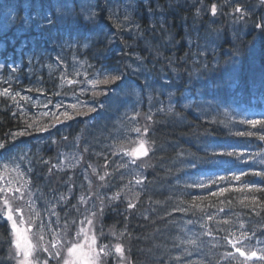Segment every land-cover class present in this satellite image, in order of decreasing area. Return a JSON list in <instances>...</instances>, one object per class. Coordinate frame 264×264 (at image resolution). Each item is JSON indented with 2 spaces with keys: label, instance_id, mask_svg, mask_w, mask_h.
<instances>
[{
  "label": "snow or ice",
  "instance_id": "snow-or-ice-1",
  "mask_svg": "<svg viewBox=\"0 0 264 264\" xmlns=\"http://www.w3.org/2000/svg\"><path fill=\"white\" fill-rule=\"evenodd\" d=\"M117 3L119 0H20L19 3L13 4L12 0H0V11L14 9L15 13L10 17L5 15L0 18V36L8 37V32L15 28L12 33L14 38H9V43L14 48L17 44L19 45L16 48L19 60L15 57L0 58V97L5 98V104L11 102L14 105V110L10 108L11 115L24 125L17 131L6 134V139L0 140V150H2L0 151V170L5 175L16 173L22 180L21 182V180L9 179L0 182V221L7 224L9 231L7 264H50V261H54L55 264H133L130 258V249L122 241L124 233H117L113 228L109 229L108 234H105L103 227H100L97 232L95 222L102 219L105 207H110L116 201H120L121 194L125 189L132 191L136 197V199H131L125 195L124 199L127 204L125 213L136 208L146 179L142 172L144 165L143 163L138 164L137 161L142 157H147L152 150L147 139L151 124L144 125L143 130L139 126L130 129L140 137L138 146L125 148L121 144L118 152H112L113 156L120 157V160L114 163V171L128 170L127 173L120 172L119 178L123 180L126 174L133 177L119 191L114 192L111 196L99 194L98 191L92 193L90 191L92 181L88 179L89 169L91 174L101 182L97 186L98 190L111 186L112 173L105 170L103 174H100L97 168L90 164L84 169L89 192L81 194L77 204L89 205V201L92 202L90 206L86 207L83 219L79 221L67 219L68 212L64 207L70 199L67 194L61 193L43 203V214L36 208V201H44V195L39 193V189L36 192L32 191V173L35 161L30 157L28 149L13 153V148H18L19 145L10 143L18 137L31 136L34 131L48 132L49 128H56L57 123H65V120L60 119L61 116L66 120L74 119L75 116L68 109L76 110L75 115L86 114L80 111V108H86L87 112L103 110L111 96L117 92V89L112 88L111 85L119 87L118 82H123L126 79L125 68L131 70L134 75L144 76V83L140 85L142 89L156 91L155 83L149 79L151 73L148 72L144 59L135 55V67H133V63H125L129 59V53L125 51L127 46L121 47L119 52L113 48L117 33L113 32L112 25L104 24L103 21L105 20L104 14H107L108 20H113L117 14ZM197 4L199 7L191 6L195 8L193 25L197 40L194 46L198 49L194 55L202 58L212 51L220 32V29L214 28L213 25L221 23V17L225 18L237 32L247 29L249 32H256L259 37V47L251 45L248 48L250 64L247 68L241 59L240 50L233 46V49L229 50L226 61L221 63L219 60H215L213 62L214 75L211 78L205 79L203 74L196 76V80L201 82V88L206 89L210 96L207 102L208 106L217 114L228 119V109L236 111L232 105L239 103L238 86L246 71L251 73L247 82V91L253 94L258 92L261 98H264V0H209L207 4L203 3V0H197ZM204 16H208L207 22L203 21ZM124 19L128 20L127 14ZM196 20H201L200 27H195ZM164 23L166 21H159L161 30L164 29ZM134 26V22H132L126 30L130 32ZM115 27L119 30L122 25L116 24ZM152 30H155V26ZM200 40H203L204 43L201 44ZM189 43L192 41L190 40ZM65 50L73 52L74 71L72 73L66 71L67 65L60 54L55 57L54 62L57 66L63 64L65 71L60 73V83L57 85V90L51 95L61 96V90L65 86L71 89L73 85L83 84L85 87H80L78 92L72 90V96L76 102L65 104L61 99L53 104L51 97L45 95V90L40 87H30L26 91L39 93L43 100L40 97L34 100L30 95L22 94V90H13V84L19 83L18 72L22 71V67L31 72L34 66L41 65L46 54L51 59L52 52L63 53ZM77 52L85 59L80 60ZM87 56L96 60L100 67L97 69L96 65L89 62ZM110 57L119 58L123 66L112 64ZM172 63L171 60H168L169 71L173 75L165 74L163 82L160 83V88L167 90L168 103L165 105L160 102L157 112L166 111L171 114L178 104L182 108L189 107L188 104L181 103V100H187L189 97L184 96L182 92L180 97L174 95V92L178 91L180 87L176 81L182 77L177 74L174 67H171ZM6 66L8 67L7 74L4 72ZM201 67L207 71L209 65L204 63ZM89 70H91V78H89ZM81 76L83 79H79ZM185 83L186 85L194 84L191 74ZM186 90L191 93L192 87H186ZM89 92L91 93V103L80 99V96ZM100 96L108 99L100 101L98 99ZM151 99L149 97L147 121H152L154 115L151 110ZM49 105H52L54 111L50 109L40 113L44 117H49L48 124L35 126L34 123L28 122L27 110L29 107L40 106L48 109ZM132 107L135 113L132 119H135V116L140 115L139 104H133ZM62 108L63 111H61ZM175 114L179 115L178 112ZM237 114L242 115L243 111ZM125 115L127 116V114ZM239 123L250 125L253 129L259 126L260 131H235L230 133L231 135L257 136L259 140L264 141V118L246 117ZM120 137V133L113 135L114 140L120 139ZM62 139L66 141L67 137ZM50 143L56 144L57 141L51 139ZM135 143V141H130V144ZM83 151L88 152V147H85ZM202 151L203 157L188 161L190 167L196 170L193 173L196 178L186 182L185 187L206 191L197 195L189 193L192 197L190 207L174 209V211L184 213L193 209L199 210L202 213L199 219L195 221L189 219L186 224L198 226L202 231L194 233L195 238L189 237L187 240H180L179 243L202 249L208 244L216 247L222 240L223 247L234 250L223 253L222 262H226V264H264V246H261L264 245V239L260 238L264 237V226L259 228L260 236H257L256 228H245V224L240 222L239 235H237L235 231L231 230L235 224L229 218V214L225 213L223 207H217V204L227 203L230 205L232 203V198L225 197L226 193L230 191L244 193L240 204L249 208L256 216L260 215L257 209H264V199L257 194H264V153L248 152L246 148L241 149L237 143L228 140L219 141L214 137L208 141ZM258 156L259 160H257ZM82 158V156L79 157V159ZM104 158L103 167L107 169V156ZM39 163L47 167L49 174L62 171L64 168L63 161L53 164L41 157ZM242 164L246 167H240ZM258 166L259 170H257ZM25 177L27 178L25 179ZM243 177H259V180H243ZM70 180L71 177H69ZM133 184L135 188L139 189L138 191L130 188V185ZM72 187L73 185L69 183V193ZM208 197L216 198L215 203L210 202L207 205L216 208V212H206L200 204L196 203V201H203ZM220 197H225V199H220ZM105 200H107V204ZM57 206H60L61 212H64L63 223H61L60 213L56 211ZM72 208L76 212L80 211L77 205H72ZM221 213H224V216L217 219ZM208 221H212L213 224L210 226ZM70 226L75 227V232L70 230ZM34 228L35 232H33ZM215 233L225 234L217 239ZM108 236L113 237L114 240L103 243L102 239H108ZM46 237L49 238L46 239ZM202 237H212V240L206 241ZM176 247H179V244ZM194 254L199 256L200 260L189 259ZM207 255L202 250L194 253L188 248H183L180 255L173 257V261L179 262V264H204ZM0 264H6V261L0 259Z\"/></svg>",
  "mask_w": 264,
  "mask_h": 264
},
{
  "label": "trees",
  "instance_id": "trees-1",
  "mask_svg": "<svg viewBox=\"0 0 264 264\" xmlns=\"http://www.w3.org/2000/svg\"><path fill=\"white\" fill-rule=\"evenodd\" d=\"M170 1L173 3L176 1L180 2V0ZM170 1L157 0L156 2L155 0H119L120 3H128L125 5V9L128 13L125 14L129 15V13H133V16L130 20L139 22L137 28H133L132 32H125L123 31L122 27L119 30L116 29L115 25H122V23L118 22L119 20H115V18H113V20H108L105 17V20L103 21L104 24L112 25L113 32L117 33V37H120V39L122 38V43L120 41L121 47L127 46L125 47V51L129 53V59L125 61V63H133V67H135V55H139L144 59L145 66L148 69V72L151 73L149 79L155 83L156 87V91L149 89L145 90L144 92L151 94L152 98L159 95L163 97L167 95V90L160 88V83L163 82L164 74L167 73L169 76L173 75L169 71L168 64V60L172 61L173 55H178L180 57L189 56L190 60L187 63L190 62L189 65H191L184 66L186 64L181 65V63L177 61L172 66L176 69L177 74L182 77V79L176 81L180 87L179 91H175L174 94L177 93L175 96L180 97V93L182 92L184 96L189 97L187 100H181V102H184V104H188L189 107L182 108L180 105H177L171 114H168L166 111L157 112L154 109L152 110L154 115L152 121L147 123L151 124L150 130L147 133V137L149 138L150 142L153 144L156 143V147H159V149L155 148V150L157 151L156 154L159 158L158 165L160 168H158L159 171H157L156 176H153L150 179L148 178V181H144V190L140 194L142 196V200H138L136 208L127 211V213L135 211L137 212V215H135L133 219H130L128 222L126 232L123 230L125 228H122L121 226L118 227L117 230L124 233V237H122V239L126 247L130 249V258L133 261V264H179V262L173 261V257L180 255L183 248H188L194 253L198 250H202L208 254L206 261L207 264H218L217 262L219 257H222V254L228 251V248L219 250L220 252H218L217 255L216 253L214 254L207 246L203 247L202 249H197L196 246L179 243V234L188 232L190 230V227H186L187 215H190L192 212L196 211V209H193L188 213L174 211V209L177 207L188 208L192 202V197L189 195V193L192 194V192L188 190L187 187H185L188 177H184L183 175L186 169L189 168L187 164L189 159L203 157L204 153L202 149L213 137L219 141L228 140L230 142L237 143L241 149L253 148L255 153H264V141L259 140L257 136L239 137L230 134L235 131H242V128L244 131H260L259 126H257L255 129L246 124H240V126H238L236 124L239 122H231L230 119L236 118L234 115L236 111L239 113L244 111L238 109V107L243 105H251L254 104L253 102H257L259 103V105H257L258 109L262 107L264 108V98H261L258 92L253 94L247 91V82L249 81L250 75L244 74L238 86V91L240 93L238 97L239 103L232 105L236 111L233 112L232 109H230L231 112L229 113V118L226 119L224 116L214 112V110L208 106L207 102L210 99V96L206 89L201 88V86L196 87L195 84L198 83L195 77L198 74H203L205 79L211 78L214 73L210 64H213L215 60H219L221 63L226 61L228 59L229 50L233 49V46L239 49L243 54L242 60L245 64V67L247 68V65L250 64L248 48L251 45L259 47V37L256 32H249L247 29L237 32L225 18L221 17L222 22L216 24V26H213L214 28L220 29V32L217 37L216 44L212 48V51H210L212 53L213 50L220 52L219 54H212L211 57L208 56L206 60H203V58L194 55L198 51L194 50L196 49L194 44L197 40V35L194 31L193 25V14L195 12V8L190 7L189 9H185V7H183L179 9L178 5L175 4L174 7L168 8ZM191 1L193 2H191L192 4L197 5L198 7L197 0ZM19 2L20 0H12L13 4H17ZM145 5L155 7V11L153 13L146 12L145 10L147 6ZM140 6H143L140 8L141 10L138 9ZM10 11L15 14L14 9H6L0 11V16L2 13ZM130 20L129 16L128 20L124 19L125 22H129ZM180 20H182L184 23L178 25ZM159 21H166V23H164L163 30L160 29ZM153 26H155L154 31L152 30ZM200 26L201 21L196 20L195 27ZM14 31L15 28H12L8 32V37L0 36V58L8 57L11 59L15 57L17 60H19V54L16 51V48H18L19 45L17 44L14 48L9 43V38H14L12 36ZM232 35L237 38L240 37L239 40L236 39V41H233L232 38L229 40L228 38ZM220 38L225 39V44L221 43L219 40ZM190 40L192 43H189ZM200 43L203 44L204 42L200 41ZM120 48H114V50L119 52ZM84 51L86 52L87 50ZM58 54L61 53L58 51L52 52L51 59H49L46 54L44 61L41 62V65L34 66L31 69V72L29 69L23 68L21 65L22 71L18 72L20 80L18 84H13V90H22L24 94L30 95L33 98H36V96H39V94H37L35 91L28 93L26 91L27 88L40 87L43 88L47 93L55 92L57 90V85L60 83L58 76L59 73L54 70L56 68V63L54 60ZM62 54L64 62L73 61L72 50H65V52ZM76 54L79 56V52ZM79 59L83 60L85 57L79 56ZM87 59L90 63L96 65L97 69L100 67L97 61L92 59L91 56H87ZM109 59L112 64L123 66L119 58L110 57ZM205 62H207V64L210 66L207 71L201 67V65ZM59 67L62 68L63 66ZM192 68L198 69V74L191 75L194 82L193 85H186L185 82L188 81V76L191 74L190 71ZM161 69L164 70V74L163 70ZM34 70L35 73H32ZM7 71L8 67L6 66L4 69L5 74H7ZM125 71L127 72V76L123 83L130 85H122V82H118L119 87H117V85H111V87L116 88L118 92L123 91L129 94L131 93L132 96L137 99V102L142 98L144 102L140 104V106H145V103H149V98L141 93L143 91H140L143 90L141 89L140 85L144 83V76L134 75L132 71L127 68H125ZM181 73L183 74L181 75ZM89 77L91 78V71H89ZM173 79H175L174 76ZM132 81H135V84H137L139 88L135 87V89L133 87ZM4 86L6 87L7 85ZM186 87H192V92L189 93L186 90ZM75 89L77 88L75 87ZM61 92H63V89ZM201 93H203V95H201ZM192 97H196L194 100L197 102L196 104H201V108L203 105H206V111H208L203 114L202 109L199 110L196 107V104L194 106L190 105V99ZM80 99L91 103V93L89 92L80 96ZM98 99L100 101H105L108 98L100 96ZM196 99H198L200 102H198ZM4 101L5 98L0 97V140L6 139V134L17 131L24 126L19 120L13 118L11 115V110H14V105H12L11 102L5 104ZM121 107L122 106H120L118 109L116 105L113 104V96H111V99H109L108 103L105 104L104 109L98 110L97 112H87L86 108H80L79 110L86 114L75 115L76 110L68 109L73 113L75 118L74 120L62 125L64 132L58 135L59 139L66 136L67 140H71L69 143H75L79 139V148L83 150L85 147H88L89 149L88 152H85L86 157L84 159L88 163H92L91 161L99 162V166L103 167L105 164V158L101 156L110 155L111 152L109 151V148H111V146H115V143L117 142L111 140V137L117 130L115 131V129H113L114 125L110 118L111 116L113 117L116 115L118 110L120 111ZM34 109H36V112ZM190 110L203 114L202 120L195 122L191 121L190 124L185 122L188 120L186 116L189 115L188 112H190ZM177 112L179 115L175 114ZM27 115L28 122L34 123V125L35 123L39 125L42 122L49 123V117L41 118V116L38 115V110L36 107H29L27 110ZM252 118L259 119L264 117H262V113L259 112L255 117ZM74 122H76L77 125H74ZM57 126H59L58 123ZM40 133L42 136L44 134V136H47V132ZM29 137L30 136L27 135L18 137L15 141H11L10 143L19 145V148H22L25 144L30 142ZM30 143H32V141ZM115 147L113 149H115ZM176 151L177 153H175ZM110 157H107V163ZM111 161H113L114 164V159ZM34 164L40 163L35 161ZM113 164H108L107 168ZM240 167L246 166L242 164ZM121 170L122 172H125L124 169ZM142 172L143 176L146 175L148 177V170L145 169L142 170ZM39 174L40 171H37L33 165L32 179L41 192H46L52 187V179H46V181L40 183L41 180L45 179L44 174L47 175L48 173L47 170L42 173L43 179H41V174ZM128 180V176L125 175V178L121 181H114L113 179H110V184L116 182L117 184L124 185L128 182ZM116 183L115 185L113 184L110 186V190L112 192L106 194V196H110V194L120 190L117 188ZM136 190L139 189L136 188ZM159 193H161L163 197H160ZM239 195L240 193L235 192L234 194V192L231 191L225 194V197L232 198V203L230 205L225 203L228 208L236 210V205L240 204L239 199H237ZM257 195H261L262 199H264V194ZM225 197H220V199H225ZM124 198L125 195L122 192L120 201L115 202V204H118L116 205L118 208L115 207L117 210H106L103 216V226L105 228L115 227V214L117 216L116 220L123 222V219L127 214L125 213L127 204ZM199 202L200 201H196V203L201 204V202ZM225 204L221 205V207L224 209ZM121 207L123 209H120ZM257 211L260 212L259 216H256L254 213H252L249 208L243 207L241 211H239V214L242 212L240 222L247 223L253 222L255 220L254 223L262 226L261 224L264 220V217L261 218V212L264 211V209L258 208ZM146 215L153 216V219H144ZM240 222H236L235 227L232 229L235 230L236 226H239ZM185 229H187V231H185ZM191 229L196 230L197 232L201 230L198 226ZM222 234L223 233H215L217 239H219ZM8 240V226L5 222L0 221V259H4L6 264L9 247ZM214 243H216V241H214ZM178 244L179 247H176ZM219 244L223 245V241L220 240ZM211 258H213V260H211ZM189 259L200 260V257L194 254Z\"/></svg>",
  "mask_w": 264,
  "mask_h": 264
},
{
  "label": "bare ground",
  "instance_id": "bare-ground-1",
  "mask_svg": "<svg viewBox=\"0 0 264 264\" xmlns=\"http://www.w3.org/2000/svg\"><path fill=\"white\" fill-rule=\"evenodd\" d=\"M156 2H157V0H155ZM170 1V0H169ZM188 0H180V2L179 1H176L175 3H173L172 1H170V5H169V7L168 8H171V7H174V4L175 5H178V7H179V9L180 8H183V7H185V8H187L186 6H185V3L187 2ZM203 3H205V4H207V3H209V0H204V2ZM127 3L126 2H122V3H117L116 4V16L114 17L115 18V20H119L118 22H121L122 23V29H123V31H127L126 30V28L129 26V25H131L132 24V22H134V27L133 28H135L138 24H139V22H136L135 20H130L129 22H125L124 21V13L122 12V10H123V8H126V5ZM141 5H144V4H141ZM145 6H147V5H145ZM141 7H143V6H140V7H138V9H140ZM154 8L155 7H152V6H147V8H146V12H149V13H153L155 10H154ZM149 9H151V11H149ZM141 10V9H140ZM136 11V10H135ZM105 15V17L107 18V14H104ZM154 15H155V13H154ZM194 15V14H193ZM0 18H2L1 16H0ZM203 21L204 22H207L208 21V16H204L203 18ZM201 21V20H200ZM182 23H184L182 20H180L179 22H178V25L179 24H182ZM213 26H216V25H213ZM181 27V26H180ZM132 28V29H133ZM130 32H132V30L130 31ZM230 38H232V40L233 41H236V39L237 40H239V38H237V37H234L233 35L232 36H230L228 39L230 40ZM220 41H221V43H224V41H225V39H219ZM120 41H121V39H120V37H116V43H114L113 44V48H120L121 47V44H120ZM200 41H203V40H200ZM204 42V41H203ZM225 44V43H224ZM223 44V45H224ZM214 47V46H213ZM194 50H198L197 48L196 49H194ZM217 50H213V53L212 52H209L205 57H202L203 58V60H206L207 58H208V56L209 57H211V55L213 54V55H215V53H217V54H219V52H216ZM241 53V52H240ZM198 57V56H197ZM242 57H243V54L241 53V59H242ZM190 60V57L189 56H185V57H183V56H178V55H173L172 56V65H171V67L175 64V62H177V61H179L180 63H181V65H184V64H186V65H184V66H191V65H189V63H187L188 61ZM95 62V61H94ZM205 63H207V62H205ZM211 66H212V64H210ZM247 66H249V65H247ZM170 67V66H169ZM208 68H210V66L208 67ZM161 70H163V69H161ZM202 70V69H201ZM167 72V71H166ZM32 73H35V70L34 71H32ZM190 73H191V75H196V74H198V69H194V68H192L191 69V71H190ZM163 74H164V70H163ZM167 74V73H166ZM183 73H181V75H182ZM245 75H251V73H249V72H245L244 73ZM168 75V74H167ZM184 75H185V73H184ZM187 75V74H186ZM164 76H165V74H164ZM132 78V77H131ZM130 78V79H131ZM196 78V77H195ZM162 81V80H161ZM197 81V80H196ZM133 82V87L135 88V87H137V88H139V86H137V84H135V81H132ZM197 83L198 84H195L196 85V87H200V84H201V82L200 81H197ZM130 85V84H125V83H123L122 82V85ZM136 89V88H135ZM142 89V88H141ZM139 90V89H138ZM140 91H143V92H141L142 94H144L146 97H151L152 98V96H151V94H149L148 92H144L145 90L143 89V90H140ZM179 91V90H178ZM178 91H176V92H178ZM138 92V91H137ZM48 94H51V92H48ZM119 96H120V98H119ZM162 98H164L163 96H155V97H153L151 100L153 101V104H156V105H158V102H159V100L160 99H162ZM141 100H143L142 98H141ZM167 100V99H166ZM166 100H162L163 101V103L164 104H166L167 102H166ZM198 102H200L198 99H196ZM124 101H127V103H124ZM136 102H137V99L134 97V96H132V94L130 93H127V92H123V91H120V92H116V94L113 96V104H115L116 105V107L119 109V107L120 106H122L121 108H120V111L118 110V112H117V114L116 115H114L113 117L111 116V118H110V120H111V122L113 123V129H116V128H118V130L114 133V135L116 134V133H120L121 134V137H120V139H118V141L115 143V146H116V149L115 150H120V145L121 144H123V146L125 147V148H127V147H134L135 145L134 144H130V141H133L132 139V136H130V137H128L127 138V136L128 135H130V133L128 134L127 132H124V130L123 129H126V126H128V125H130L131 124V122H133L134 123V126L135 125H137V123H139V122H141V120L140 119H142V120H144V121H147L146 120V115L148 114V112H149V109H146L147 107H142V106H139V112H140V116L142 117H140V116H135V119H132V117L135 115V113H134V110H133V107H132V105L133 104H136ZM197 102L193 99V98H191L190 99V105H192V106H194L195 104H196ZM254 104H251V105H243V106H241V107H238V109H241V110H244L243 111V114L242 115H238L237 113H239V112H235L234 113V115L236 116V118H233V119H235V120H233V119H230L231 120V122H239L241 119H244V118H252V117H255L259 112L260 113H262V117H264V108L262 107V108H260V109H258L257 108V105H259V103H257V102H253ZM256 104V105H255ZM156 105H155V107H156ZM197 105H199V106H197ZM201 106V104H196V107L199 109V110H201L202 109V113L204 114V113H206L207 111H206V109H207V106L206 105H203V107L201 108L200 107ZM159 107V106H158ZM37 108V107H36ZM37 110H38V115L39 116H41V117H43L42 115H40L39 114V108H37ZM151 110H153L152 108H151ZM155 111H157V108L156 109H154ZM125 114H127V116L125 115ZM188 114L189 115H187L186 117L188 118V120L187 121H185V122H187L188 124H190L191 123V121H193V122H195V121H200V120H202V118H203V114H201V113H197V112H194L193 110H190V112H188ZM124 117H126V119L124 118ZM208 119V118H207ZM71 120H74V119H71ZM71 120H66L65 119V123H67V122H69V121H71ZM110 122V123H111ZM110 123H109V125H110ZM46 124H48L47 122H42L41 124H37V123H35V126H43V125H46ZM74 125H77V123L76 122H74ZM146 125V124H145ZM236 125H238V126H240V123H237ZM50 130L47 132L48 134H50V133H52V135H51V137H52V139H55V137L57 136V135H59V134H62L64 131H63V127H62V125H59V126H57L56 128H49ZM142 130H143V128H142ZM149 130H150V128H149ZM148 130V131H149ZM242 131H244V129L242 128L241 129ZM34 132H37V131H34ZM45 135V134H44ZM42 136L41 135V133L40 132H38L37 133V137L38 138H40V139H42L43 141L41 142V143H37L36 145L39 147V149L38 148H33V149H29V150H31L30 151V153H29V155H30V157H32V159L34 160V161H36V162H39V159L41 158V157H44V154H46L48 151L47 150H49V153H47L46 155H45V157H44V159H48V160H50L51 161V163L53 162V160H54V154H53V151L50 149V147H49V145H50V140H49V137H48V135L47 136ZM126 137V138H125ZM154 138H155V136H154ZM140 139V138H139ZM147 139L149 140V138L147 137ZM77 144V145H76ZM149 144H150V146H151V151L149 152V155L147 156V157H142V158H144V159H146V170H148L149 171V173H147L148 174V177L146 176V175H144V177H146V179L144 180V181H148V178L150 179L151 177H153V176H156L157 175V171H159V169L158 168H160V166L158 165L159 164V158H158V156H157V151L155 150V148L156 149H159V147H156V143H152V142H150V140H149ZM80 145V142H78L77 143V141L75 142V143H73V146H72V148H75V146H79ZM196 145H198V144H196ZM195 145V146H196ZM15 149H17V148H13V152L15 151ZM25 149H27V148H25ZM41 149V150H40ZM20 150H24V148H20ZM246 150L248 151V152H252L253 151V148H246ZM42 151H43V153H42ZM109 151L112 153L113 151H114V149L113 148H109ZM173 152V151H172ZM175 153H177V151L175 152ZM253 153H255L254 151H253ZM114 158H117V156L116 157H114L112 154H111V157L108 159V163L107 164H113V161H111V160H113ZM260 159V157L258 156L257 157V160H259ZM117 161L119 160L118 158L116 159ZM190 160V159H189ZM87 164H89L87 161H85ZM249 163H252V161H249ZM188 164V163H187ZM34 166H35V168L37 169V171H40L41 169H43V168H45L44 167V165L43 164H34ZM113 166V165H112ZM188 166H189V168H185L186 169V171H185V173H184V177H188V180H187V182L188 181H190V180H192V179H195L196 177L193 175V173L196 171L195 169H192L191 167H190V165L188 164ZM246 166V165H245ZM109 167H111V166H109ZM108 167V168H109ZM107 168V169H108ZM70 173H72L73 174V176H74V174H76V172H77V170L78 169H76L75 170V168H74V166L73 165H70V166H68V169H67ZM142 170H145V169H142ZM257 170H259V166L257 167ZM184 171V170H183ZM78 173H79V171H78ZM77 179H79V177L78 178H76V180H75V176H74V179H73V183H76L78 180ZM243 180H252V179H254V180H259V177H243L242 178ZM99 183H95V182H92V187H96V185H98ZM186 184V183H185ZM87 185V184H86ZM188 190H190L191 192H192V194L193 195H197V194H201L202 192H205L206 190H201V189H194V188H188ZM195 192H194V191ZM136 191H138V190H136ZM130 193H131V196L133 197V199H136V197L133 195V192L132 191H129ZM42 193L43 194H46V193H44L43 191H42ZM141 194V193H140ZM139 194V198H138V200H142V196ZM234 194H235V192H234ZM245 194L244 193H240V195L238 196V198L237 199H239V202H240V200L241 199H243V196H244ZM159 196L160 197H163V195H161V193H159ZM77 198H79V197H77ZM201 202V207L202 208H204V210L206 211V212H216V208H212V207H208L207 205L210 203V202H212V203H215L216 202V199L214 198V197H211V198H207L206 200H203V201H200ZM199 202V203H200ZM74 203H75V200H74ZM97 203H98V201H97ZM105 203L107 204V201H105ZM245 203H248V201H245ZM116 205H118V204H113L112 206H110V207H106V209H109V208H111V209H116V208H118ZM224 205V204H223ZM116 207V208H115ZM217 207H221V205L220 204H217ZM244 206L242 205V204H237L236 205V210L235 209H230V208H228V206L225 204V213H228L229 214V218H232L231 220L234 222V224L236 225V222H237V220H239V222H240V220H241V213L239 214V211H241V209L243 208ZM110 209V210H111ZM120 209H123L122 207L120 208ZM117 210V209H116ZM111 211H113V210H111ZM135 215H137V212H135V211H133V212H128L127 214H126V216L128 217L127 219H123V222H121L120 220H116L117 219V216H116V214L114 215L115 216V221H116V223L114 224V226L116 227V229H118V227H122V228H125V229H123L125 232H126V228H127V225H128V222L130 221V219L132 220L133 219V217L135 216ZM202 215V213L199 211V210H196L195 212H192L190 215H187V217H186V221L187 220H189V219H192V220H197V219H199V217ZM221 215V216H220ZM218 217L220 218V217H222V216H224V213H221ZM69 216V215H68ZM151 215H146V217H147V219H153V216H151ZM217 217V219H219ZM264 217V211H262L261 212V218H263ZM145 219V218H144ZM103 220H104V217H103ZM111 221H112V219H111ZM255 222V220L253 221V222H247V223H244L245 224V228H249V227H251V228H260L261 226L259 225V224H257V223H254ZM208 224L211 226L212 224H213V222L212 221H208ZM262 226H264V220H263V222H262V224H261ZM186 227H190V230L188 231V232H185L184 230V232L185 233H182V234H179V237H180V240H187L189 237H192V238H195L194 236H193V234L194 233H198L196 230H193V229H191V228H195V227H197V226H193V225H187ZM233 228V227H232ZM231 228V229H232ZM237 229H238V226H236V228H235V230H233L232 229V231H237ZM200 231H202V230H200ZM225 233H223L222 235H224ZM207 247H209L211 250H212V252L215 254H217L218 255V252H220L219 250H223V249H225V247H223L221 244H218L216 247H212V244H208L207 245ZM215 249H217V250H215ZM228 251H234L233 249H230V248H228ZM211 260H213V258H211ZM207 258L205 259V261H204V263L205 264H207ZM218 262H219V264H226V262H222L221 261V257H219V259H218ZM217 262V263H218Z\"/></svg>",
  "mask_w": 264,
  "mask_h": 264
},
{
  "label": "rangeland",
  "instance_id": "rangeland-1",
  "mask_svg": "<svg viewBox=\"0 0 264 264\" xmlns=\"http://www.w3.org/2000/svg\"><path fill=\"white\" fill-rule=\"evenodd\" d=\"M191 1V0H190ZM128 2V1H127ZM192 2V1H191ZM193 3V2H192ZM128 4V3H127ZM129 11V10H128ZM122 12L124 13V15H125V13H128L127 12V10L124 8L123 10H122ZM127 16H129V20L132 18V16H133V13L131 12V13H129V15H127ZM123 26V25H122ZM136 28H137V26H136ZM259 43V42H258ZM257 43V44H258ZM62 57H63V54L61 53L60 54ZM65 64L67 65V69H66V71L68 72V73H72L73 71H74V66H73V61H71V62H65ZM59 66H63L62 68L61 67H59ZM59 66H57V64H55V71L56 72H58L59 74H58V76H60V73L61 72H64L65 71V66L62 64V65H59ZM81 71H83V69H80ZM89 71H91V70H89ZM90 78V77H89ZM79 79H83V77L81 76ZM75 87L77 88V89H75ZM80 87H85V85H83V84H81V85H79V86H77V85H73V86H71V89L68 87V86H65L64 88H63V92H62V95L61 96H54V95H51V94H48L46 91H45V95H49L50 97H51V99H52V101H53V104H55L56 102H58V101H60L61 99H63L64 100V103L65 104H71V103H74V102H76L74 99H73V96H72V90H76L77 92H78V90H79V88ZM22 94H24V92H22ZM37 94H39V93H37ZM66 94V95H65ZM175 94H177V93H175ZM174 94V95H175ZM24 95H26V94H24ZM37 97H40V99L41 100H43V97L42 96H40V94H39V96H36V98ZM177 97V96H176ZM33 98V97H32ZM35 97L33 98L34 100L36 99ZM68 98H70V99H68ZM166 98H167V95L166 96H164V98H162V99H160L159 100V102H158V105H156V104H153V101L151 100V108L152 109H156V108H158V106H160V102H163L162 100H166ZM17 99L19 100V97H17ZM144 102V100H139L138 102H136V104L138 103L139 104V106H140V104H142ZM166 102L168 103V99L166 100ZM21 103H24L23 101H21ZM166 103V104H167ZM182 104H184V102H181ZM165 104V105H166ZM152 105H153V107H152ZM155 105H156V107H155ZM179 105V104H178ZM143 107H147L146 109H149V103H145V106L143 105ZM37 108H39V114L40 113H42V112H44V111H49L50 109L51 110H53L54 111V109L52 108V105H49V107H48V109H45V108H43V107H40V106H37ZM35 110V112H36V109H34ZM64 109L62 108L61 109V111H63ZM139 110V109H138ZM231 112V110L230 109H228V113H230ZM140 116V115H139ZM44 117V116H43ZM141 117V116H140ZM42 118V117H41ZM125 119H126V117H124ZM142 118V117H141ZM60 119L61 120H65L66 118L65 117H63V116H61L60 117ZM141 120V122H139V123H137V125H135L134 126V123L133 122H131V124L130 125H128V126H126V129H123L124 130V132H127L128 134L130 133V135H128L127 136V138L128 137H130V136H132V140L133 141H135L136 143L134 144L135 146H138V142H139V136H138V134H136V133H134V132H132V131H130V129H132V128H134V127H142L143 128V126L145 125V124H147V123H149V121H144V120H142V119H140ZM115 130H118V128H116ZM111 140L112 141H118V139L117 140H114L113 139V136L111 137ZM43 140L42 139H40V138H38V137H36L35 138V140H33V143L35 144V146L33 147L32 146V144L30 143L29 144V148L28 147H26L28 150L29 149H33V148H38L39 149V147L36 145L37 143L39 144V143H41ZM79 142V139L77 140V143ZM63 143H65V140H61V141H57V143L56 144H54V148H56V150H55V155H54V160H53V164H56V163H59L60 161H63V164H64V168H63V170L62 171H58V172H53L52 174H48L47 175V177H51L52 179H53V184H52V190H51V192H47L46 194H43L44 195V201H40V200H37L36 201V208L38 209V210H40L41 211V213L43 214V208H42V204L43 203H45L46 201H48V200H51L54 196H56V195H59V194H61V193H63V194H67V195H69L70 196V199H69V201L65 204V211H67L68 212V217H67V219H69L70 221L71 220H77V221H79V220H81V219H83V213L85 212V209H86V207H88V206H90L91 205V202L92 201H89V205H79V204H77V201H78V198L77 197H79L81 194H88V192H89V188H88V180H86L85 179V175H84V169L85 168H87V166L90 164V165H92L93 167H95V168H97V171L100 173V174H103V172L105 171V170H107V171H109V172H111L112 173V176H111V179H113L114 181H121V179L119 178V176H120V172H122V170H120V172H116V171H114V164H113V166H111L109 169H105L104 167H101V166H99L100 165V163L99 162H93V161H91L92 163H89V164H87L85 161H84V158L86 157V155H85V152L81 149V148H77V147H79V146H76V148H69V149H66L62 144ZM77 145V144H76ZM134 146V147H135ZM115 146H111V148H114ZM25 149V148H24ZM115 149H116V147H115ZM114 149V151H119L118 149L117 150H115ZM41 150V149H40ZM19 151H21L20 149H15V151L13 152V153H15V152H19ZM31 151V150H30ZM42 153H43V151H42ZM110 153V152H109ZM252 153H253V151H252ZM45 155V154H44ZM83 157L82 159H79V157ZM105 156H107V157H110L111 156V153H110V155H103V156H101V157H105ZM116 157V156H115ZM117 158L120 160V157L117 155ZM117 158H114V163L117 161L116 159ZM118 160V161H119ZM146 159H144V158H141V160H138L137 161V163L138 164H140V163H143V168L142 169H146ZM70 165H73L74 166V168H75V170L76 169H78L77 170V172H76V174H74V176H75V180H76V178H78L79 177V179H77L78 181V183L76 184V183H73L72 181H73V179H74V176H73V174L72 173H70L67 169H68V166H70ZM99 166V167H98ZM133 168H134V166H132ZM42 171H43V169H42ZM78 171H79V173H78ZM124 171H125V173H127V171L128 170H126V169H124ZM40 175V174H39ZM42 176V175H41ZM126 176H128V179H133V177L132 176H130V175H127L126 174ZM69 177H71V180L69 181ZM9 179H14V180H21V177H19L16 173H11V174H9V175H5V173L2 171V170H0V182H2L3 180H9ZM25 179H26V177H25ZM88 179H90L92 182H95V183H101V182H99L98 180H97V178L95 177V176H93L92 174H91V171H90V169H89V172H88ZM21 182H22V180H21ZM69 183H71L72 185H73V187H72V189H71V192L69 193V188H68V184ZM87 184V185H86ZM126 184V183H125ZM97 186L98 185H96V187H91V192L92 193H97V191L99 192V194H104V192L106 191V188H99V190H98V188H97ZM123 185L121 184H117V188L118 189H120L121 187H122ZM130 188L131 189H134L135 191H136V188H135V185L133 184V185H130ZM37 189H39V188H32V191L33 192H36V190ZM108 191V190H107ZM194 191V190H193ZM108 192H110V191H108ZM195 192V191H194ZM39 193H42L41 192V190H39ZM123 194L124 195H127L129 198H131V199H133V197L131 196V193L129 192V189H125L124 190V192H123ZM93 199H95V196H93ZM74 200H75V203H74ZM106 201V200H105ZM72 205H77L78 207H79V209H80V211L79 212H76V210L75 209H73L72 208ZM109 209H111V208H109ZM106 210H108V209H106V207H105V211H104V214H105V212H106ZM56 211L57 212H59L60 213V216H61V223H63V219H64V212H60V206H57V208H56ZM104 216V215H103ZM54 219V218H53ZM96 223V228H97V232L99 231V228L100 227H103V230H104V232H105V234H108V232H109V229H113L114 228V230L115 231H117V233H119L120 231H118L117 229H116V227H111V228H105L104 226H103V217H102V219H100L99 221H97V222H95ZM257 229V236H260V232H259V228H256ZM70 230L72 231V232H75V227H71L70 226ZM33 232H35V228L33 229ZM236 233H237V235H239V231H236ZM49 237H46V239H48ZM261 239H264V238H262V237H260ZM109 240H114V238L113 237H111V236H108V239H102V242L103 243H108L109 242ZM122 241H123V239H122ZM35 242V241H34ZM261 246H264V245H261ZM9 248V247H8ZM45 256L47 255L46 253L44 254ZM241 259H243V258H241ZM50 264H55V262L54 261H50Z\"/></svg>",
  "mask_w": 264,
  "mask_h": 264
}]
</instances>
